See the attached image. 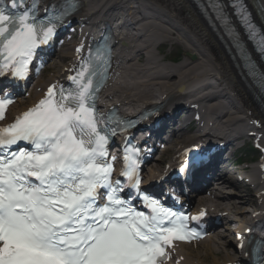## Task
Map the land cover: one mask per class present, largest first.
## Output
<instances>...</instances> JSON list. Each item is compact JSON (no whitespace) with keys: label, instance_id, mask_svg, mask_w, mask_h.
<instances>
[{"label":"snow or ice","instance_id":"obj_1","mask_svg":"<svg viewBox=\"0 0 264 264\" xmlns=\"http://www.w3.org/2000/svg\"><path fill=\"white\" fill-rule=\"evenodd\" d=\"M36 2L13 11L25 0H10V8L0 0V76L25 79L34 54L75 6L67 0L45 21L35 14ZM207 9L229 39L233 18L253 43L259 37L255 50L264 58V34L246 0H207ZM107 67L105 43L72 78L75 91L50 86L44 99L0 127V264H163L166 246L196 235L185 216L140 192L133 155L125 156L123 175L150 214L120 195V180L111 182L112 165L104 159L108 135L93 103ZM11 102L0 99V120Z\"/></svg>","mask_w":264,"mask_h":264},{"label":"bare ground","instance_id":"obj_2","mask_svg":"<svg viewBox=\"0 0 264 264\" xmlns=\"http://www.w3.org/2000/svg\"><path fill=\"white\" fill-rule=\"evenodd\" d=\"M82 1L84 2V9H87L86 14L93 11L95 7L100 8L104 4L102 2L101 4L90 5L87 0ZM133 1L137 5V15L152 16V19L159 23V27L155 29L156 38L151 39L152 44L157 39H162L166 43L172 42L185 48V51L196 53L197 60L193 62L184 60L175 68H170L161 66L159 62L152 65V56L146 54V48L129 52L127 55H120L116 61V66L122 69L120 81L108 87L104 94L111 105L132 114L142 105H147L155 98H159L161 100L160 105L168 110L179 107L180 101H186L196 108L197 113L209 112L214 118L219 119L226 132L235 130L239 137H247L249 133L254 132V129L248 124L244 125V121L259 120L260 117L249 106L246 88L243 86L238 70L233 67L225 47L219 44L218 39L188 3L185 0ZM124 4L126 2L114 5L115 9L123 11L125 9ZM67 56L70 57L69 50L63 52L62 58ZM133 57L139 58V66L132 62ZM206 66L209 70H206ZM197 72L209 73V85L216 89L214 99L197 97L199 93L196 92L186 94L185 90H178L181 84L194 78ZM60 78H62V74L58 73L56 76L49 77L48 80L53 81ZM137 78H142V80L136 82L135 79ZM39 82H43V80ZM40 96L41 94L35 95L29 105L33 104L34 100ZM222 98L226 99V105L222 102ZM25 108L22 107L21 103L18 107L14 106L12 113H18ZM248 114L251 116L248 117ZM245 128L250 129L245 130ZM258 133L262 134L260 142L264 145V120ZM169 151L171 150H168L167 154ZM232 185L240 187V185L233 183ZM248 191V187L244 188L246 195L241 197L239 206L231 208L240 216L237 221L248 216L245 206L253 204ZM202 249L209 257L210 264H225L234 260L229 252H225L212 242L204 245ZM179 255L184 257L185 263H207L206 259H201L200 255L202 256V254L200 252H193L189 248H181Z\"/></svg>","mask_w":264,"mask_h":264}]
</instances>
